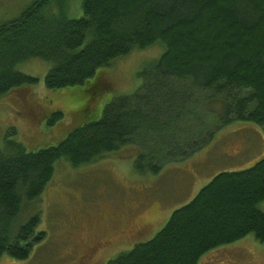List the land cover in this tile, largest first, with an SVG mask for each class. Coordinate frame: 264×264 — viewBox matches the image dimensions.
Returning a JSON list of instances; mask_svg holds the SVG:
<instances>
[{"label":"trees","instance_id":"obj_1","mask_svg":"<svg viewBox=\"0 0 264 264\" xmlns=\"http://www.w3.org/2000/svg\"><path fill=\"white\" fill-rule=\"evenodd\" d=\"M70 1L35 0L0 24V98L38 83L16 68L33 58L50 64L48 89L82 86L92 97L103 90L99 68L156 41L165 50L141 71L137 90L113 98L98 119L84 121L87 102L56 145L28 151L10 138L14 128L7 131L0 145V257L26 259L44 239L38 215L20 218L60 160L77 168L135 144V171L155 175L236 120L264 129V0H82L79 18L68 15ZM198 102L215 115V126L205 128V121L192 128L199 117L190 105ZM62 116L51 113L47 124ZM262 201L264 155L245 170L215 175L152 239L106 264H198L209 251L250 234L264 243Z\"/></svg>","mask_w":264,"mask_h":264},{"label":"rangeland","instance_id":"obj_2","mask_svg":"<svg viewBox=\"0 0 264 264\" xmlns=\"http://www.w3.org/2000/svg\"><path fill=\"white\" fill-rule=\"evenodd\" d=\"M34 1L0 0V24L19 15ZM81 1L69 2L70 17L82 15ZM164 50L163 43L156 41L146 49H135L112 65L99 68L97 80L103 84V90L92 97L82 92V86L48 89L44 79L50 64L43 59L33 58L18 64V71L36 77L38 83L20 86L0 98V145L10 128L16 130L10 138L21 142L28 151L56 145L76 125L75 116L87 102L90 109L84 121L96 120L113 98L136 91L142 81L141 71L153 64ZM190 108L193 112L197 110L199 117L193 118V129L200 128L205 121V128L218 123L213 113H204L201 102L191 104ZM55 112L63 116L49 126L47 121ZM139 150L137 145L128 144L77 168L65 160L56 162L43 193L20 216L22 222L38 215L36 230L45 233L44 239L34 245L28 258L15 259L4 254L0 264H80V242L101 239L111 243L85 264H106L135 244L152 239L171 213L189 203L215 175L251 167L264 155V129L236 120L217 130L207 146L187 159L164 164L155 175L135 171ZM259 208L264 212V201ZM123 212L128 213L127 218L121 215ZM98 216H103L106 226L96 232L88 223ZM198 264H264V243L257 242L250 234L209 251Z\"/></svg>","mask_w":264,"mask_h":264},{"label":"flooded vegetation","instance_id":"obj_3","mask_svg":"<svg viewBox=\"0 0 264 264\" xmlns=\"http://www.w3.org/2000/svg\"><path fill=\"white\" fill-rule=\"evenodd\" d=\"M121 215L127 218L128 213L123 212ZM105 223L106 221L103 218V216H98V218L95 217L94 220L90 221L88 224L90 225V228H92L97 232L106 226ZM105 229H107V227L104 228V230ZM87 236H89V234ZM109 243H111V241H108L106 239L95 240L94 242H83V243L80 242V247L82 248V255L79 257V263L85 264L87 261L91 260V258L95 253L105 249Z\"/></svg>","mask_w":264,"mask_h":264}]
</instances>
